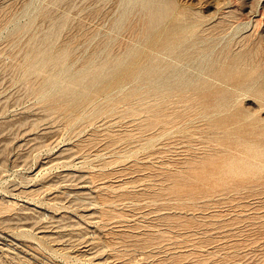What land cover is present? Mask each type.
Instances as JSON below:
<instances>
[{
  "label": "rangeland",
  "instance_id": "1",
  "mask_svg": "<svg viewBox=\"0 0 264 264\" xmlns=\"http://www.w3.org/2000/svg\"><path fill=\"white\" fill-rule=\"evenodd\" d=\"M0 264H264V0H0Z\"/></svg>",
  "mask_w": 264,
  "mask_h": 264
},
{
  "label": "bare ground",
  "instance_id": "2",
  "mask_svg": "<svg viewBox=\"0 0 264 264\" xmlns=\"http://www.w3.org/2000/svg\"><path fill=\"white\" fill-rule=\"evenodd\" d=\"M87 74V73H86ZM83 75H84V73H83ZM46 84V83H45ZM142 84H143V82H142ZM56 87V86H55ZM170 89V88H169ZM167 90V92L169 91L168 89H166ZM166 90H165V92H166ZM170 91H172V90H170ZM169 93V92H168ZM147 101V100H146ZM142 105V104H141Z\"/></svg>",
  "mask_w": 264,
  "mask_h": 264
}]
</instances>
